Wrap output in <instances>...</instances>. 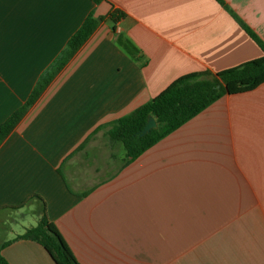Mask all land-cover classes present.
<instances>
[{
    "label": "crops",
    "instance_id": "obj_1",
    "mask_svg": "<svg viewBox=\"0 0 264 264\" xmlns=\"http://www.w3.org/2000/svg\"><path fill=\"white\" fill-rule=\"evenodd\" d=\"M223 1L0 0V128L87 16L104 17L0 146L10 264H57L17 239L39 222L41 200L23 204L35 194L81 264H264V82L133 161L109 134L179 77L264 56L231 12L264 41V0Z\"/></svg>",
    "mask_w": 264,
    "mask_h": 264
},
{
    "label": "trees",
    "instance_id": "obj_2",
    "mask_svg": "<svg viewBox=\"0 0 264 264\" xmlns=\"http://www.w3.org/2000/svg\"><path fill=\"white\" fill-rule=\"evenodd\" d=\"M101 2L102 0H94ZM225 4L223 0H218ZM232 14L240 25L252 36L264 51V41L237 14ZM118 18L115 12L111 14ZM104 17H95L90 13L80 28L71 36L60 56L41 76L28 100L2 124L0 128V146L24 119L30 109L66 67L82 47L90 40ZM264 82V56L245 62L237 67L221 72L211 70L193 72L176 79L160 95L141 105L130 114L112 122L110 137L122 141L127 150L128 161H133L147 149L179 129L194 116L204 111L222 98L228 91L234 93ZM150 116L158 122V128L141 135ZM42 202L40 219L36 226L28 228L17 239H30L42 244L57 264H81L68 242L47 214L46 202L40 195H32L23 203L33 199ZM12 241L7 242L10 244ZM1 264H10L0 254Z\"/></svg>",
    "mask_w": 264,
    "mask_h": 264
},
{
    "label": "water",
    "instance_id": "obj_3",
    "mask_svg": "<svg viewBox=\"0 0 264 264\" xmlns=\"http://www.w3.org/2000/svg\"><path fill=\"white\" fill-rule=\"evenodd\" d=\"M158 128V122L154 116H150L147 124L145 125L144 129L141 132V135H145L149 133L152 129Z\"/></svg>",
    "mask_w": 264,
    "mask_h": 264
},
{
    "label": "rangeland",
    "instance_id": "obj_4",
    "mask_svg": "<svg viewBox=\"0 0 264 264\" xmlns=\"http://www.w3.org/2000/svg\"><path fill=\"white\" fill-rule=\"evenodd\" d=\"M42 207H43V206H42L41 204L38 203V210H37V211L41 212Z\"/></svg>",
    "mask_w": 264,
    "mask_h": 264
}]
</instances>
